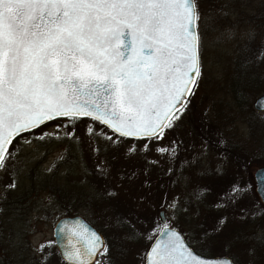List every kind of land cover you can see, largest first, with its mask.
I'll use <instances>...</instances> for the list:
<instances>
[{"label":"snow or ice","instance_id":"snow-or-ice-1","mask_svg":"<svg viewBox=\"0 0 264 264\" xmlns=\"http://www.w3.org/2000/svg\"><path fill=\"white\" fill-rule=\"evenodd\" d=\"M246 8L248 0H0V172L12 176L0 194V224H13L19 212L6 195L19 188L18 138L39 130L34 139L42 144H66L64 163L83 159L87 144L93 163L89 168L83 160L74 182L81 191L66 187L70 202L90 210L99 205L111 235L81 219L65 220L59 242L30 245L13 224L7 243L21 259L30 253L25 264H49L54 249L64 264H125L127 246L140 239L149 246L137 264H264V201L243 203L251 184L216 189L237 142L235 120L223 123L213 104L202 112L198 141L161 144L191 111L214 60L231 57V76L244 97L264 82V26L255 27ZM257 105L264 109V97ZM243 110L241 103L229 115L238 119ZM53 121L55 131H44ZM153 145L174 164L166 169L157 214L163 223L153 220L142 233L136 224L155 208L149 165L158 160L146 159ZM58 171L54 164L45 173ZM44 200L51 203L50 196ZM206 210L216 213L210 224L201 219ZM181 216L189 227L175 226Z\"/></svg>","mask_w":264,"mask_h":264},{"label":"rangeland","instance_id":"rangeland-1","mask_svg":"<svg viewBox=\"0 0 264 264\" xmlns=\"http://www.w3.org/2000/svg\"><path fill=\"white\" fill-rule=\"evenodd\" d=\"M245 15L251 17L255 27L264 26V0H248V8L245 9ZM231 57L224 56L218 60H214L211 66L206 65L205 78L201 82L197 95L192 100L191 111L188 112L183 122L179 125L174 133H170L168 137L161 142L162 146H167L172 139H181L185 145H190L193 141H198L202 130V112L211 105H215V110L219 114V118L223 123H229L235 120L236 143L231 146V149L236 150L238 156H242L241 164L230 163L226 164L227 175L222 182L235 181L239 176L241 181L247 185H252V198L255 203L261 202L256 191L253 180V173L259 167L264 166V121L259 117H264L263 112H256L252 108V103L255 98L264 93V82L257 81L250 89L249 94L241 99L244 104V110L239 113V118L236 119L229 113L238 108L241 104L235 101L234 92L237 90L233 86L231 76L232 66L228 63ZM225 73L223 79L217 78L218 72ZM56 123L48 124L44 127V131H55ZM83 127L78 126L77 134L83 137ZM105 131H107L105 129ZM41 133L37 131L32 135L23 136L18 139L16 147L19 151L17 160V169L19 174L16 177L19 182V188L14 191H7V200L12 209H19L13 224L21 232H26L24 239L30 245H38L39 243L52 240V231L55 222L63 216L78 215L89 222L96 230L108 236L111 235L106 231V217L100 210L98 204H93L90 208L79 200L70 202V193L68 187L72 186V191H81L76 189L74 182L78 179L80 167L83 160H87L88 167L91 168L93 160L88 159L89 149L87 144L83 145V159H71L68 163L60 161L61 156H65V143L52 141L42 144L35 140L34 136H39ZM30 140L32 143L24 144V140ZM126 146V145H125ZM74 155L81 156V149L77 148ZM147 161L158 160L156 165H149L151 179L156 193L155 208L152 211H146L142 215L140 223L136 224L137 229L142 233H147L153 226V220H158L160 213V202L165 196L168 188V176L166 169L173 165L174 162L167 156H161L155 152V145L152 146V151L148 152ZM54 164L58 165L59 171L53 177L46 175L45 170ZM71 167L67 179L63 174L68 172ZM12 176L10 173L0 172V194H5V185L11 182ZM94 179V177H90ZM162 184L163 187H157ZM220 185L216 187L219 189ZM179 190L168 194L171 199L172 195L178 194ZM50 196L51 203H46L44 198ZM166 214L171 216V210H166ZM207 214L205 211L201 219L204 220ZM216 214V213H215ZM206 224L210 222L205 221ZM13 224H0V232L3 233L4 239H0V264H25L30 253L25 251L23 259L15 252L7 243L9 231L12 230ZM177 228L184 229L189 227L187 218L181 216L179 223L175 225ZM230 227H232L230 225ZM13 235H15L13 233ZM146 240L140 239L137 243H132L127 246V258L125 264H137L138 253H141L148 247ZM56 255L51 258L49 264H64L60 259L57 249Z\"/></svg>","mask_w":264,"mask_h":264},{"label":"water","instance_id":"water-1","mask_svg":"<svg viewBox=\"0 0 264 264\" xmlns=\"http://www.w3.org/2000/svg\"><path fill=\"white\" fill-rule=\"evenodd\" d=\"M262 97H264V93L261 94L260 96H258L257 98L254 99L253 103H252V108L255 110V111H258V112H263L264 109H260L257 105V100L261 99ZM50 123V122H49ZM27 133V132H26ZM261 173H264V167H261L259 169H257L255 172H254V182H255V191L258 195V197L260 198L261 201H264V182H261L260 181V174ZM76 219H81L83 220L84 222H86L91 228L95 229L92 225H90L86 220H84L83 218H81L80 216L76 215V216H64V217H61L59 218L56 223L54 224V227H53V231H52V235H53V239H56L58 242L60 240V237L56 235V232L58 231L59 227L63 224V222L65 220L71 222V221H74ZM159 220L163 223V220L159 217ZM96 230V229H95ZM98 231V230H97ZM58 250V253H59V249Z\"/></svg>","mask_w":264,"mask_h":264},{"label":"trees","instance_id":"trees-1","mask_svg":"<svg viewBox=\"0 0 264 264\" xmlns=\"http://www.w3.org/2000/svg\"><path fill=\"white\" fill-rule=\"evenodd\" d=\"M233 86H235V89H237V86L234 83V81H233ZM250 89L248 90V94L250 92ZM238 97H240V98L238 99ZM244 98L245 97L238 92V89L234 92V99H235V101L240 102L241 99H244ZM54 123H56V122H54ZM30 135H32V134H30ZM230 151H231V155H229V158H228L229 162L230 163H236L235 161H237L238 163H236L234 165L241 164L240 162H241L242 156H238V153H237L236 150L230 149ZM229 182H235L238 185L245 186V187L247 186L246 182L243 183V181H241V177L239 176V178H237V180H235V181H227V182L225 181V182H222V183H221V181H219L217 183L216 187H218L220 185V188L217 189V191H220V189H227L228 188V185H229ZM243 203H245V204H252V203H254V200L252 198V187L250 189H248L247 194L244 196ZM236 210H237L236 208L230 209L229 210V214H231L232 212H235ZM206 212L207 213H210L207 210H206ZM213 214H215V213H213ZM211 215L212 214H207L206 215V218H208V219L205 218L204 221L210 222L211 221L210 220ZM158 220H159V218H158ZM159 222H160V220H159ZM205 254H207V250H205Z\"/></svg>","mask_w":264,"mask_h":264}]
</instances>
